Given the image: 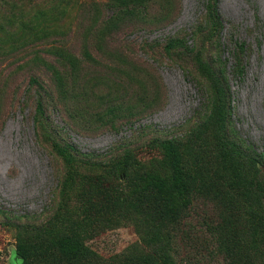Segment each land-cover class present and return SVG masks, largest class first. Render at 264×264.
<instances>
[{
    "label": "rangeland",
    "instance_id": "1",
    "mask_svg": "<svg viewBox=\"0 0 264 264\" xmlns=\"http://www.w3.org/2000/svg\"><path fill=\"white\" fill-rule=\"evenodd\" d=\"M115 1H22L31 13H42L38 25L50 34L41 45L56 57L44 55L38 76L55 88L57 110L45 104L49 122L33 123L30 96L20 93L26 80L11 73L12 58H1L0 264L17 263L14 223L36 226L57 209L67 221L105 219L85 241L104 260L135 247L147 250L135 232L143 208L136 204L132 223L116 222L122 217L109 211L117 195L110 191L117 190L119 202L130 192L121 167L115 171L112 164L126 151L127 177H141L158 157L157 139L201 121L198 88H208L212 103L224 99L222 77L229 93V138L236 135L264 156V0H214L207 6L204 0H118L126 11L105 13ZM222 44L228 48L223 54ZM215 130L211 125L203 140L216 142L249 171L258 170L264 181V168ZM65 143L79 154L115 161L105 169L80 162L65 167L51 151ZM106 186L109 197L101 191ZM216 221L210 202L195 195L187 214L167 227L173 264H224L221 255H210L207 243L206 227Z\"/></svg>",
    "mask_w": 264,
    "mask_h": 264
},
{
    "label": "trees",
    "instance_id": "2",
    "mask_svg": "<svg viewBox=\"0 0 264 264\" xmlns=\"http://www.w3.org/2000/svg\"><path fill=\"white\" fill-rule=\"evenodd\" d=\"M22 1L0 0V60L12 58L11 73L16 79L25 78L20 93L30 96L33 123L49 122V111L44 105L49 104L57 110L52 96L55 88L46 85L38 74L46 61L44 55L50 58L56 57V54L42 48L41 43L50 36L44 26L38 25L42 21V13L37 8L31 13L32 9H27ZM209 2L214 4V0H204L206 6ZM116 3L107 7L105 13L109 11L114 15L126 11L127 8H123L126 3L121 1L118 6ZM214 20L219 30L221 20L215 14ZM230 45L235 46V41L230 40ZM227 49L223 44L219 48L221 54ZM20 51L24 54L18 55ZM220 84L224 86V99L216 104L212 103L206 86L198 88L203 97L198 108L201 117H197L201 121L198 125L194 121L192 127L183 133L157 139L158 157L146 164L141 177H127L130 165L126 151L113 163L115 159L101 160L92 155L79 154L68 143L64 144V148L51 147L65 167L72 162L102 169L113 163L115 171L121 167L127 180L125 186L130 189L129 197L119 202L117 190L110 191L111 187L106 186L101 191L108 197L109 191L117 194L109 210L122 217L123 220L116 222H135L134 217H129L132 210L136 212V204L143 208L138 216L143 220L135 232L147 250L135 251L138 249L135 247L104 260L89 250L85 241L95 233L94 229L104 225L105 219H91L85 215L67 221L57 209L55 214L36 226L14 223L16 264H173L167 227L175 223L182 213L187 214L195 195L208 200L216 214L217 221L206 227L207 243L212 247L210 255H221L224 264H264V181L259 177L258 170L249 171L216 142L207 144L203 140L205 131L215 125V136L221 135L238 153L264 168L263 154L245 145L235 134L236 140L229 138V93L225 77ZM15 93L18 95V89ZM214 109L218 110L217 117ZM113 154L111 152L109 157ZM66 181L64 173L60 181L63 192ZM31 232L33 236L29 235Z\"/></svg>",
    "mask_w": 264,
    "mask_h": 264
}]
</instances>
